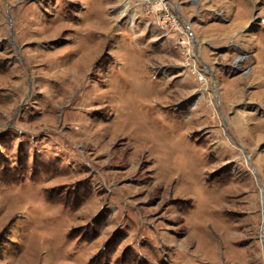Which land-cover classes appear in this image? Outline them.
Returning a JSON list of instances; mask_svg holds the SVG:
<instances>
[{"label":"rangeland","instance_id":"obj_1","mask_svg":"<svg viewBox=\"0 0 264 264\" xmlns=\"http://www.w3.org/2000/svg\"><path fill=\"white\" fill-rule=\"evenodd\" d=\"M193 28L264 79V0H0V264H264V84L219 109Z\"/></svg>","mask_w":264,"mask_h":264},{"label":"crops","instance_id":"obj_2","mask_svg":"<svg viewBox=\"0 0 264 264\" xmlns=\"http://www.w3.org/2000/svg\"><path fill=\"white\" fill-rule=\"evenodd\" d=\"M201 30H197L193 28V46L192 50L190 51L192 54H195L197 56V59L199 60V63L205 70L206 76L209 78V83L212 86L211 91L214 95V98L217 100V107L223 110H228L230 106H235L239 102L242 101V96L240 95V92L244 91L245 87H251L254 84H264V79L260 82L258 78L260 77L259 72L256 74V77L252 76L254 73H256V69L252 68L253 70L249 73L250 76H241L240 74H235L231 72V68H224V67H216L214 60L209 57V50L205 46L202 47V43H204V39L206 38L213 44L218 42L219 39H225L227 37L226 32H220L216 34H207L204 31L201 33ZM201 43H198L200 42ZM218 45H215V48H217ZM220 48L224 46H219ZM253 46L245 45L243 46L244 49L250 50V52L255 54L258 50L256 47L254 49ZM223 53V52H222ZM225 53V52H224ZM193 60L196 61L193 57H191ZM214 59V58H213ZM214 66L212 67V65ZM200 66V65H199ZM211 66V67H210ZM195 71V70H194ZM197 70L195 71V73ZM259 75V77H258ZM257 78V80H256ZM207 83V84H206ZM200 82L196 78V76L193 77V87H192V96H193V104H192V110H191V116H208L210 113L209 106L207 105L206 99L208 97H211L210 92L206 91L205 87L201 85H208V82ZM202 89V90H201ZM248 100L251 103L252 101H255L252 97V95L248 96ZM220 103V105H219ZM264 107V106H263ZM239 113H235V117L238 118ZM251 115V112L249 113ZM236 120L232 119L231 123H235ZM236 124V123H235ZM203 160V159H202ZM129 184V183H128ZM126 184V187L128 186ZM142 184V183H137ZM151 202L146 200V198H142L141 195H128L127 189H126V223L128 224H137L140 226L144 224H151V227H156V224H171L172 221V214H170L168 211H165L161 207V204H158V206L150 207ZM154 224V225H152ZM128 231L130 234L128 237L137 236L140 234L139 230L134 229V227H129ZM135 244V243H134Z\"/></svg>","mask_w":264,"mask_h":264},{"label":"built area","instance_id":"obj_3","mask_svg":"<svg viewBox=\"0 0 264 264\" xmlns=\"http://www.w3.org/2000/svg\"><path fill=\"white\" fill-rule=\"evenodd\" d=\"M164 14L166 15V17H169V16H172V15H170V14H172L170 11H169V9L168 8H166L165 10H164ZM182 33V32H181ZM183 34V33H182ZM188 43V39H186L185 37H179L178 38V44L180 45V46H182V47H184L186 50H189L190 51V47H191V45L189 46V44H187ZM188 51V52H189ZM198 79L199 80H202L203 81V79H204V75L202 74V73H199V75H198Z\"/></svg>","mask_w":264,"mask_h":264},{"label":"flooded vegetation","instance_id":"obj_4","mask_svg":"<svg viewBox=\"0 0 264 264\" xmlns=\"http://www.w3.org/2000/svg\"><path fill=\"white\" fill-rule=\"evenodd\" d=\"M218 64L223 65L224 68L226 67V65H229L228 62H224V63H222V61H221V62H218ZM233 67H234V69L236 70V71L234 70L233 73L238 74V72H239L241 69L237 68L236 66H233Z\"/></svg>","mask_w":264,"mask_h":264},{"label":"bare ground","instance_id":"obj_5","mask_svg":"<svg viewBox=\"0 0 264 264\" xmlns=\"http://www.w3.org/2000/svg\"><path fill=\"white\" fill-rule=\"evenodd\" d=\"M123 27V26H122ZM93 53H94V51H92ZM92 52H90V50H88V51H85V55L84 56H86V58L87 57H91L92 56ZM54 67V66H53ZM52 68V67H51ZM50 70H52V69H50ZM50 70H49V72H50ZM48 71V70H47ZM53 71V70H52ZM48 72V73H49ZM52 74V73H51ZM60 75H62V74H60ZM64 86V85H63ZM62 86V87H63ZM64 87H66V86H64ZM62 99V98H61ZM85 132V131H84Z\"/></svg>","mask_w":264,"mask_h":264},{"label":"water","instance_id":"obj_6","mask_svg":"<svg viewBox=\"0 0 264 264\" xmlns=\"http://www.w3.org/2000/svg\"><path fill=\"white\" fill-rule=\"evenodd\" d=\"M191 1H192V3H193V2H195L196 0H191ZM176 9H177V7H176ZM190 33H191V35H192V32H191V31H190ZM232 69H234L233 66H232ZM244 71H245V70H240V71L238 72V74H239V73H243Z\"/></svg>","mask_w":264,"mask_h":264}]
</instances>
